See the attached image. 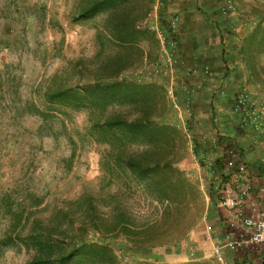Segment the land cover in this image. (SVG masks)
Listing matches in <instances>:
<instances>
[{"label":"rangeland","instance_id":"1","mask_svg":"<svg viewBox=\"0 0 264 264\" xmlns=\"http://www.w3.org/2000/svg\"><path fill=\"white\" fill-rule=\"evenodd\" d=\"M98 1L0 0V264H29L31 237L44 230L56 254L83 242L108 248L109 258L92 250L66 264H264V247L224 248L223 261L215 254L229 215L213 194L216 149L204 142L209 136L190 134L192 110L174 104L161 85L167 78H147L160 52L157 32L143 26L154 0H118L93 12ZM237 4L234 17L258 21L248 64L260 86L253 97L262 98L264 0H244L242 11ZM180 66L178 58L175 76ZM113 82L158 88L98 103L83 91ZM137 118L179 134L147 143L149 131L125 139L123 128L106 126ZM259 138L255 149L264 155ZM174 169L190 183L185 198ZM94 216L113 223L114 233L85 226Z\"/></svg>","mask_w":264,"mask_h":264},{"label":"crops","instance_id":"2","mask_svg":"<svg viewBox=\"0 0 264 264\" xmlns=\"http://www.w3.org/2000/svg\"><path fill=\"white\" fill-rule=\"evenodd\" d=\"M243 1L237 4L241 11ZM161 4V27L167 30L168 39L174 41V51L180 58L181 70L175 76L177 98L182 106L192 110L191 124L187 123L191 126L190 134L197 138L219 134L225 139L238 140L245 159L259 174L257 187H260L264 166L260 162L262 154H257L255 149V138H264V133L259 135L251 127L244 129L239 115L232 112L235 94L246 88L253 97L252 91L260 87L252 81L255 65L248 64L251 54H257L249 44L256 38L257 18H236L235 13L224 16L220 0H162ZM174 13L180 15L176 33L169 27ZM240 22L241 25L246 22L242 31ZM158 42L161 50L160 39ZM204 67H209L211 75H205ZM213 89L223 94L218 96Z\"/></svg>","mask_w":264,"mask_h":264},{"label":"built area","instance_id":"3","mask_svg":"<svg viewBox=\"0 0 264 264\" xmlns=\"http://www.w3.org/2000/svg\"><path fill=\"white\" fill-rule=\"evenodd\" d=\"M161 1L154 0L151 11L143 22L144 27L157 32L161 41L159 57L149 66L150 69L148 67L147 78L165 76L167 79L162 81V84L174 98V104L180 107V102L174 93L178 56L174 51V41L168 39L167 30L164 31L161 27ZM237 1L220 0L222 15H232ZM179 25V13L172 14L169 26L171 32L176 33ZM204 72L210 73L209 67H205ZM233 110L239 115L244 129L251 127L259 135L264 133V97H250L245 88L236 94ZM206 142L216 149L209 158L210 164L218 167L216 168L218 178L213 194L220 207L229 212L225 227L227 236L223 246L218 245L215 248L216 256L223 261L224 248L237 251L240 248L264 246V179L262 185L257 187L259 174L245 159L238 140L225 139L216 134L206 138ZM260 162L264 166V155L260 157ZM211 228L209 226V229Z\"/></svg>","mask_w":264,"mask_h":264},{"label":"trees","instance_id":"4","mask_svg":"<svg viewBox=\"0 0 264 264\" xmlns=\"http://www.w3.org/2000/svg\"><path fill=\"white\" fill-rule=\"evenodd\" d=\"M118 3V0H101L95 3L91 7V10L94 12L97 9H105V8H112L116 6ZM90 10V11H91ZM146 66V65H145ZM164 85V84H161ZM165 86V85H164ZM158 88L156 84H145L140 85L136 83H126V82H113L112 84L100 86V85H94L91 87H87L83 89L84 92H86V96L94 103H98L99 101H108L111 102L113 100H116V98L119 95L129 96V97H138L144 92H150L153 89ZM85 95V93L83 94ZM109 125V126H108ZM106 124L107 127L112 128L114 126H119L124 129V131L127 132V137L125 139L130 138V134L133 138H136L138 136L137 132L142 131H149V138L147 140V143H157L159 137L161 135L165 136L169 141L174 140V135L179 134V130L172 125H161L157 124L152 120H143L142 118H137L133 122H127L123 120H119V122H110ZM178 172V176L182 180V188L184 192V198H185V191H188V188L191 187L190 183L185 176V173L181 170L174 169ZM88 225V228L100 230L106 234H112L114 233L115 225L104 218L101 217H92L91 222L88 224H85V226ZM88 228H83L88 230ZM188 230V226H186L182 232L179 233L178 238H183L186 235V232ZM125 233L129 234L130 228L124 229ZM32 235V234H31ZM34 236L31 237L33 240L34 245L36 246V253L33 255L32 260L29 262V264H66L69 260H72L76 253L81 252V254H87L88 252H91L92 250H102L106 251L108 254V248L105 246H99L97 244H90L87 242H83L81 246L75 247L73 250H71L67 256H64L63 254H56L53 252V245L51 239H49V233L47 231H39L33 234ZM62 235V233L58 234L59 237ZM76 240V239H74ZM67 261V262H66ZM139 264H146V263H139Z\"/></svg>","mask_w":264,"mask_h":264}]
</instances>
